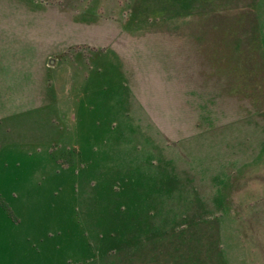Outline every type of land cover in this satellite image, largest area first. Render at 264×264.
I'll use <instances>...</instances> for the list:
<instances>
[{
	"label": "rangeland",
	"instance_id": "obj_1",
	"mask_svg": "<svg viewBox=\"0 0 264 264\" xmlns=\"http://www.w3.org/2000/svg\"><path fill=\"white\" fill-rule=\"evenodd\" d=\"M0 264H264V0H0Z\"/></svg>",
	"mask_w": 264,
	"mask_h": 264
}]
</instances>
